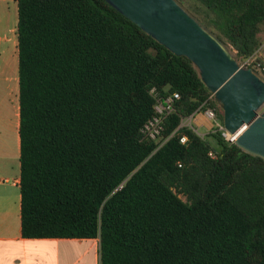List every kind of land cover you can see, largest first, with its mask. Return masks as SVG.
<instances>
[{
    "label": "trees",
    "instance_id": "trees-1",
    "mask_svg": "<svg viewBox=\"0 0 264 264\" xmlns=\"http://www.w3.org/2000/svg\"><path fill=\"white\" fill-rule=\"evenodd\" d=\"M176 1L237 59L260 47L264 0ZM16 2L22 236L99 238L100 264H264V159L182 124L222 122L191 60L107 0Z\"/></svg>",
    "mask_w": 264,
    "mask_h": 264
},
{
    "label": "water",
    "instance_id": "water-1",
    "mask_svg": "<svg viewBox=\"0 0 264 264\" xmlns=\"http://www.w3.org/2000/svg\"><path fill=\"white\" fill-rule=\"evenodd\" d=\"M107 1L172 53L191 60L221 108L224 128L237 133L234 144L264 159V78L240 66L231 47L176 0Z\"/></svg>",
    "mask_w": 264,
    "mask_h": 264
},
{
    "label": "crops",
    "instance_id": "crops-1",
    "mask_svg": "<svg viewBox=\"0 0 264 264\" xmlns=\"http://www.w3.org/2000/svg\"><path fill=\"white\" fill-rule=\"evenodd\" d=\"M16 28V0H0V264H100L99 238L21 234ZM207 123L201 119V124Z\"/></svg>",
    "mask_w": 264,
    "mask_h": 264
},
{
    "label": "built area",
    "instance_id": "built-area-1",
    "mask_svg": "<svg viewBox=\"0 0 264 264\" xmlns=\"http://www.w3.org/2000/svg\"><path fill=\"white\" fill-rule=\"evenodd\" d=\"M154 92V90H152ZM156 94V93H155ZM156 96V95H155ZM179 98L177 92H173L166 97L160 98L156 97V104L154 106V115L149 118L142 126V132L151 139L157 138L162 131V122L164 115L168 114L174 108V102ZM210 98H214L211 94ZM204 118L207 122L214 120L215 114L214 109H206L203 113ZM215 127L221 132V135L229 142H233L237 136V133H230L226 130L220 121H215ZM186 140L185 136H182L180 141L184 142Z\"/></svg>",
    "mask_w": 264,
    "mask_h": 264
},
{
    "label": "rangeland",
    "instance_id": "rangeland-1",
    "mask_svg": "<svg viewBox=\"0 0 264 264\" xmlns=\"http://www.w3.org/2000/svg\"><path fill=\"white\" fill-rule=\"evenodd\" d=\"M259 40L261 41V45L258 48V50L254 53V55L251 58L248 59H237V62L242 67H248L251 65L250 68H252L259 76L262 75V70L264 68V24L261 25L260 31L258 33ZM233 55L235 56V50L231 48ZM236 57V56H235ZM261 65H260V63ZM255 63V64H254ZM262 77V76H261ZM204 111H198L195 113L194 116H189L185 118L182 121V124H187L191 126L198 134L204 135L207 132H209L212 128L215 127V121L217 120L216 117H214V120L211 122H208L206 125L201 124V119L203 117ZM220 112L222 114L221 108ZM218 121V120H217ZM210 140L213 142V140L210 138Z\"/></svg>",
    "mask_w": 264,
    "mask_h": 264
}]
</instances>
